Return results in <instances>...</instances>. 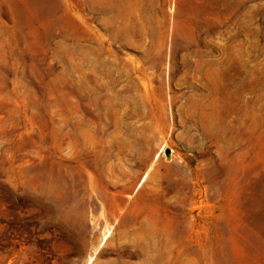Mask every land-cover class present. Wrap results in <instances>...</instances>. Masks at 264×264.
<instances>
[{
  "label": "rangeland",
  "instance_id": "1",
  "mask_svg": "<svg viewBox=\"0 0 264 264\" xmlns=\"http://www.w3.org/2000/svg\"><path fill=\"white\" fill-rule=\"evenodd\" d=\"M0 264H264V0H0Z\"/></svg>",
  "mask_w": 264,
  "mask_h": 264
},
{
  "label": "water",
  "instance_id": "2",
  "mask_svg": "<svg viewBox=\"0 0 264 264\" xmlns=\"http://www.w3.org/2000/svg\"><path fill=\"white\" fill-rule=\"evenodd\" d=\"M169 150H165V155H168L169 154Z\"/></svg>",
  "mask_w": 264,
  "mask_h": 264
}]
</instances>
